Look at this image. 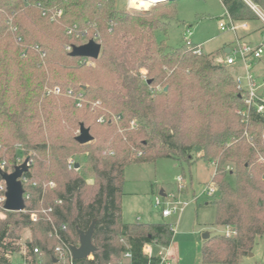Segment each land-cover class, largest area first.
Wrapping results in <instances>:
<instances>
[{"label":"trees","instance_id":"trees-1","mask_svg":"<svg viewBox=\"0 0 264 264\" xmlns=\"http://www.w3.org/2000/svg\"><path fill=\"white\" fill-rule=\"evenodd\" d=\"M220 1L237 23L258 20L248 2L264 13V0ZM54 9L64 12L58 23L42 16L43 10ZM160 10H166L163 17L157 16ZM175 12V1L158 3L150 11H122L115 0H0V165L5 162L6 171L15 170L23 153L14 150V143L42 155L26 175H46L56 188L43 194L41 187H29L33 198L26 208L61 200L52 217L57 226H67L66 241L74 245L79 231L94 224L96 264H119L126 252L130 264L162 262L161 255L148 256L143 250L146 245L156 251L169 248L173 226L124 223L121 204L126 167L161 158L215 165L218 193L211 205L216 224L233 228L237 235L206 240L201 264H239L264 236V115L252 110L244 121L238 112L246 106L236 77L213 54H197L186 46L170 49L157 40L156 33H167V20ZM8 21L18 28L16 34ZM74 26L88 34L86 40L67 35ZM90 40L102 47L93 60L96 70L65 50ZM24 50L26 58L21 57ZM46 84L81 94L82 106L68 97H45ZM98 103L102 110L92 106ZM105 106L111 113L104 112ZM102 117L104 123L99 122ZM81 124L90 129L92 143L76 141L74 131ZM76 153L86 155L93 188L80 174L83 161L78 160V170H68ZM25 228L34 240L26 243L24 264H52L57 242L49 237L51 224L34 223L19 212H7L0 220V264H12L10 256L19 253V233Z\"/></svg>","mask_w":264,"mask_h":264},{"label":"rangeland","instance_id":"rangeland-1","mask_svg":"<svg viewBox=\"0 0 264 264\" xmlns=\"http://www.w3.org/2000/svg\"><path fill=\"white\" fill-rule=\"evenodd\" d=\"M115 1L120 10H130L127 7V0ZM154 7H145L144 9H140V11H150ZM165 11H158L157 16L163 17ZM175 11V15L167 20V33L163 31L156 33L158 41L164 40L170 49H180L186 46L185 37L188 36L189 31L191 33L189 39L195 45L203 44L205 54H213L216 62L225 60V57L222 59L217 58L215 55L222 54V48L225 43H231V36L225 35L219 27L220 22L226 23L229 21V17L219 0H177L175 1ZM87 37L88 34L84 37L85 40ZM253 40L255 41V45L264 43L263 33L256 32ZM18 46L20 45L18 44ZM66 48L65 50L67 51ZM238 59L237 67L231 70L235 77L244 74V69ZM81 64L85 65L87 69L96 70V64L91 59L87 61L82 60ZM142 71L144 74L146 73L145 70ZM253 74L258 83L263 82L264 63L255 66ZM55 87L46 84L43 89L44 96L67 98L65 96L46 94L48 89ZM87 103L89 102L87 101ZM92 106L102 110L98 106H95V104H92ZM103 110L107 114L111 113L109 106H105ZM74 135L78 136L79 130H75ZM12 146L16 152L21 151L25 154L24 156L33 158V164L36 165L38 161H41L42 155L38 151L27 148L21 143H14ZM21 156L23 157V154ZM85 156L84 153H76L72 155L68 162L69 164L70 162L79 164L78 162L83 161ZM80 174L87 180L89 186L93 185L94 177L91 167L85 161H83ZM214 175L215 166L202 160H196L192 164H187L171 158H161L153 162L130 164L125 170V182L121 199L123 221L128 224L167 223L172 225L175 230L173 246L177 255L176 259L167 256L168 252L166 250L168 248H161L158 251L153 249L152 254L157 253L162 257H167V264H201V252L206 241L203 238L204 234L208 233L210 238L216 235H225L224 227L216 224V210L211 205V203L215 202L214 200L217 198L218 191L212 198H208L204 193L205 188L213 180ZM180 177L183 178L184 184V189L182 190H180L178 183V178ZM47 178L46 175H40L36 176L35 180L39 182L52 181ZM231 183L232 185L235 184V180L231 179ZM161 192H164L165 195L174 194L181 201L189 203L181 215L176 214L169 218H163L162 208H159L155 204L157 197H164L161 195ZM195 198H198L196 202L193 201ZM5 219L6 217L1 221ZM137 219H140V221H137ZM19 234L20 239L18 244L20 251L10 256L12 264L25 263L28 254L26 243L34 240V233L28 228L22 229ZM119 264L130 263L128 259L122 257ZM239 264H264V236L258 238L252 253L240 258Z\"/></svg>","mask_w":264,"mask_h":264},{"label":"built area","instance_id":"built-area-1","mask_svg":"<svg viewBox=\"0 0 264 264\" xmlns=\"http://www.w3.org/2000/svg\"><path fill=\"white\" fill-rule=\"evenodd\" d=\"M28 1V0H24ZM66 1V0H65ZM168 2L167 0L164 1H157L154 2L153 0H127V7L130 10H140L144 9L145 7H151L155 6L158 3ZM249 3V2H248ZM251 7L255 10V12L258 14V16L261 18V20L264 23V13L252 3H249ZM63 10L62 9H54V10H43L42 16L49 20L50 23H58L60 19L63 16ZM7 24L11 27V32L13 34H16L18 32V28L12 26L11 21H8ZM241 28H247L246 24H239L237 22H234L230 17L229 21L224 23H220V29L223 32H230L234 35V46L230 50V54L225 58L223 61H218L219 63L231 67L237 64V58H239V62L242 65L244 69V74L242 76H238L235 78L238 88L242 92V100L244 105L246 106V110L238 112L239 115H241L244 118L245 122H248L250 112L252 110L256 111L257 114L264 115V82L258 83L254 77L253 74V64L254 61L260 60L264 57V43L260 45H252L246 42H243V40L238 35V30ZM68 36H75L77 39L84 38L86 35L84 33H81L77 26H74L67 31ZM189 36H191V33L188 31V36L185 37V43L186 47L194 50L197 54H202V46L201 45H195L192 43V41L189 39ZM16 42L19 45H22V39L20 37H16ZM33 49L38 51L42 58L46 56L45 52L40 50L39 46H34ZM67 51L72 52V47L68 46ZM22 58L27 57V51H23ZM89 59H84L83 61H87ZM47 95H55V96H66L74 101H76V106L80 108L82 106L83 102V96L81 94H75L73 90H67L63 91L60 87H55L53 89H48L46 91ZM99 105L98 104H95ZM116 121L118 118H114ZM100 123H104L105 119L102 118L99 120ZM131 126H135V122H131ZM21 152V151H20ZM23 152H21L22 154ZM21 155L17 158V166L22 165L27 159V165L28 169L31 168V166L34 163V159L30 156H24ZM142 154H140L141 156ZM261 163L264 167V159H261ZM6 163L3 162L0 165V170L12 173L6 171L5 168ZM76 164L75 162H70L69 168H75ZM215 166V165H214ZM15 171V170H14ZM13 171V172H14ZM1 178V177H0ZM20 181L22 182L23 188H24V201H25V209L19 213L23 214H29L31 220L34 223H37L41 220H45L49 222L52 226V229L49 233V237L51 239H54L57 244L54 249V256H53V262L52 264H96L94 262L93 255L89 256L86 261L83 263L78 262L73 258L72 254V248L78 247L80 245V240L77 245H74L72 243H69L66 241V235L68 233V228L66 225L57 226L54 223L52 214L54 212V205L58 206L62 204L61 200H55L54 205H44L43 201L41 202V206L38 209H27L26 208V202H30L33 198L32 192L30 191L29 187L35 188V187H41L43 190V194H45L48 190H53L56 188V183L54 181H47V182H39L33 178H30L26 175V173L23 175L22 178H20ZM178 183L180 190L184 189L183 184V178H178ZM29 189L28 191L26 190ZM218 188L217 184L214 183L212 180L207 187L204 190L205 196L208 198H212L217 193ZM7 193V186L5 181L1 178L0 180V220L4 219L6 217L7 212H12L6 210L5 203L7 201L6 197ZM198 198H195L193 201H197ZM155 204L162 208V216L163 218H169L173 215H181L184 208L189 204L188 202H183L179 199L178 196L174 194H168L164 195V197H157L155 200ZM225 235L228 237L236 236L237 232L231 227H225ZM152 245H146L144 247V253L148 256H152ZM34 253L36 255H39V249H34ZM125 259L130 260L131 254L129 252H126L123 256ZM167 257H162V262L160 264H167ZM56 260V262H54ZM169 264V263H168Z\"/></svg>","mask_w":264,"mask_h":264},{"label":"water","instance_id":"water-1","mask_svg":"<svg viewBox=\"0 0 264 264\" xmlns=\"http://www.w3.org/2000/svg\"><path fill=\"white\" fill-rule=\"evenodd\" d=\"M167 1H177V0H167ZM102 47L94 40H90L82 46L72 47V52L70 56L73 58H84L97 60L100 57ZM167 90V88L165 89ZM241 98V97H240ZM76 141L80 145H87L94 141L90 129L86 128L84 124H81L79 135L76 137ZM28 159L20 166L15 168L12 173H7L0 170V177L5 181L7 186V201L5 203V209L12 212H21L25 209V201L23 198L24 188L20 178L23 177L25 173L28 172ZM75 168L78 170L80 168L79 164H76ZM161 195L164 194L161 192ZM93 233L94 224L90 227L87 232L79 231L80 245L78 247L72 248L73 258L77 261L85 260L89 256L93 255L96 251V247L93 244ZM204 240H208L210 235L208 233L204 234ZM56 262V260H54Z\"/></svg>","mask_w":264,"mask_h":264},{"label":"crops","instance_id":"crops-1","mask_svg":"<svg viewBox=\"0 0 264 264\" xmlns=\"http://www.w3.org/2000/svg\"><path fill=\"white\" fill-rule=\"evenodd\" d=\"M220 1V0H219ZM221 2V1H220ZM250 3V2H249ZM248 3V4H249ZM222 4V3H221ZM223 5V4H222ZM250 5V4H249ZM254 5V4H253ZM224 7V6H223ZM251 7V5H250ZM252 8V7H251ZM225 9V8H224ZM253 9V8H252ZM254 10V9H253ZM226 11V10H225ZM255 11V10H254ZM256 13V12H255ZM227 14V13H226ZM257 14V13H256ZM228 16V14H227ZM258 16V14H257ZM229 17V16H228ZM221 23V22H220ZM239 24H246L247 25V28H241L238 30V35L240 36V38L243 40V42H246V43H249V44H252V45H255V41L253 40L254 39V34L256 32H262L263 33V36H264V23L263 21L261 20V18L258 16V20L254 21V22H242V23H239ZM219 27H220V24H219ZM222 31V30H221ZM223 32V31H222ZM225 35H230L231 36V43L229 44H224L223 45V50H222V54H215L217 56V58H226L229 54H230V50L231 48L234 46V35L230 32H224ZM264 42V41H263ZM202 46V51H203V44H200ZM204 52V51H203ZM264 57L260 60H257V61H254V64H253V69L255 66H259V65H262L264 63ZM238 63V62H237ZM240 63V62H239ZM240 66V65H239ZM237 67V64L234 65V66H231V67H228L232 70V68H235ZM264 82V81H263ZM259 83H262V82H259ZM164 194V192H162ZM165 195V194H164ZM122 219H123V209H122ZM137 221H140V219H137ZM125 223V222H124ZM152 248V251H153V246L151 247ZM168 253H167V256L171 257L172 259H176V252L174 250V246H173V243L171 244V246L166 250Z\"/></svg>","mask_w":264,"mask_h":264},{"label":"bare ground","instance_id":"bare-ground-1","mask_svg":"<svg viewBox=\"0 0 264 264\" xmlns=\"http://www.w3.org/2000/svg\"><path fill=\"white\" fill-rule=\"evenodd\" d=\"M154 2H157V1H164V0H153Z\"/></svg>","mask_w":264,"mask_h":264}]
</instances>
